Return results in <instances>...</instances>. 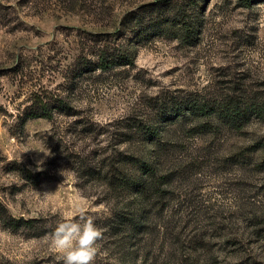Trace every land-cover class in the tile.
<instances>
[{"label": "rangeland", "instance_id": "obj_1", "mask_svg": "<svg viewBox=\"0 0 264 264\" xmlns=\"http://www.w3.org/2000/svg\"><path fill=\"white\" fill-rule=\"evenodd\" d=\"M79 208L95 264H264V0H0V264Z\"/></svg>", "mask_w": 264, "mask_h": 264}, {"label": "clouds", "instance_id": "obj_2", "mask_svg": "<svg viewBox=\"0 0 264 264\" xmlns=\"http://www.w3.org/2000/svg\"><path fill=\"white\" fill-rule=\"evenodd\" d=\"M101 237L102 229L95 217L79 208L75 215L69 214L56 225L50 244L63 264H95Z\"/></svg>", "mask_w": 264, "mask_h": 264}, {"label": "trees", "instance_id": "obj_3", "mask_svg": "<svg viewBox=\"0 0 264 264\" xmlns=\"http://www.w3.org/2000/svg\"><path fill=\"white\" fill-rule=\"evenodd\" d=\"M46 104H47V103H46ZM46 104H45V105H46ZM46 107H47V105H46ZM46 107H45V108H46ZM45 108L43 109V113H32V116H33V117H37V116H48V117H49V116H51V113L49 112L50 110H49L48 108H47V109H45ZM40 114H41V115H40Z\"/></svg>", "mask_w": 264, "mask_h": 264}]
</instances>
